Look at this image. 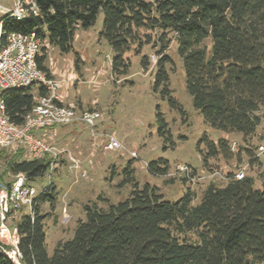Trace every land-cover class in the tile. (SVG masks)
I'll use <instances>...</instances> for the list:
<instances>
[{"label":"trees","instance_id":"1","mask_svg":"<svg viewBox=\"0 0 264 264\" xmlns=\"http://www.w3.org/2000/svg\"><path fill=\"white\" fill-rule=\"evenodd\" d=\"M34 2L38 15L31 12L23 19L9 14L2 17V44L11 33L35 32L42 43L47 41L67 54L74 49L78 31L95 25L103 12L99 37L113 50L111 69L116 79L128 74L131 61L126 53L133 50L141 54L144 46L150 44L156 49L159 45L154 89L172 108L183 112L169 89L167 64L171 59L167 50L175 41L187 89L205 121L226 133L241 134L245 142L256 135L264 108V0ZM208 38L210 46L205 44ZM149 56L142 58L145 69L150 66ZM47 58L46 53L40 54L37 64L52 76ZM78 63L79 56L77 68ZM47 92L46 86L38 84L3 92L6 114L15 124H23L37 97ZM156 122L159 135L169 141L170 129L159 109ZM52 128L35 129L33 133L39 136V132ZM10 149L1 150L0 158ZM14 149L10 158L3 156L6 169L0 173V181L10 182L8 172H22L33 183L49 170L50 157L23 159L26 150ZM198 149L205 164L210 158L233 154L229 139L214 141L207 134L200 139ZM243 149L252 155L253 164L261 160L260 156L264 159V153L252 152L248 146ZM64 159L63 155L59 162ZM166 163L161 159L148 168L155 175H166ZM125 173L126 181L135 187L129 197L107 208L96 203L86 205L87 219L79 222L71 240L57 244L53 255L47 250L44 220L48 214L42 213L41 204L48 201L54 207L58 193L53 183L41 191L33 215L22 212L17 220L23 263L264 264V173L260 186L255 185L253 176L238 180L232 173L224 185L210 182L198 204H194L196 194L191 188L178 201H169L155 185L140 189L131 163ZM0 264L14 263L0 250Z\"/></svg>","mask_w":264,"mask_h":264},{"label":"rangeland","instance_id":"2","mask_svg":"<svg viewBox=\"0 0 264 264\" xmlns=\"http://www.w3.org/2000/svg\"><path fill=\"white\" fill-rule=\"evenodd\" d=\"M16 3L17 0H0L4 8L0 9V19L14 9ZM103 18L104 14L100 12L95 25L78 31L74 49L70 53H61L47 41L42 43L41 55L46 53L48 56L46 64L52 77L60 83L58 90L63 103L83 111L92 109L101 112L95 128L96 135H92L88 125L79 121L57 125L38 133L46 142L67 151L64 153L66 159L57 164L52 174L48 170L43 177L32 183L39 193L53 183L58 193L54 207L48 201L41 204L42 213L48 214L44 227L50 255H53L60 241L71 240L79 222L87 219L86 205L96 203L99 207L107 208L110 203L129 197L135 188L132 182L126 181L125 169L129 163L140 189L146 184L155 185L165 200L178 201L191 188L196 194L194 204L200 202L210 182L218 185L226 183L220 176L211 178L214 170L225 176L246 167L245 176H253L256 186H260L264 173L263 156L257 162L254 159L253 164L252 155L243 149L248 146L252 152L257 151L259 154L260 147H264V108L260 110L262 122L249 142H245L239 133H226L211 127L194 106L175 41L170 43L167 50L171 59L167 64L169 89L183 112L172 108L169 100L154 89L159 45L156 49L150 44L146 45L141 54L133 50L126 53L131 61L128 74L116 79L111 69L113 50L105 39L99 37ZM205 44L210 46L211 40L206 39ZM144 55H150L148 69L142 64ZM3 92L0 88V101ZM158 109L170 129L169 141H165L158 133ZM204 134L214 141L227 138L231 144L236 142L238 149L232 151L229 157L219 155L210 158L205 164L198 149ZM58 136L65 140H58ZM110 136L122 144L120 149L107 148ZM200 148L205 150L204 145ZM134 151L135 156L132 154ZM13 154L14 148L2 155L0 173L6 169L3 156L10 158ZM70 155L77 163L72 164ZM25 157L28 158L27 152L22 158ZM161 159L167 161L168 173L155 175L148 165ZM185 164L195 169L192 181L184 178L178 170L179 166ZM13 175L8 172L6 179L11 180ZM191 237L196 238L194 234Z\"/></svg>","mask_w":264,"mask_h":264},{"label":"built area","instance_id":"3","mask_svg":"<svg viewBox=\"0 0 264 264\" xmlns=\"http://www.w3.org/2000/svg\"><path fill=\"white\" fill-rule=\"evenodd\" d=\"M0 9H4L0 5ZM33 12L39 11L34 0H17L14 9L7 14L17 19H23ZM2 19H0V88L5 92L11 89H24L34 84L47 87V94L37 97V103L27 114L23 124L18 125L10 120L6 114L3 97L0 101V151L6 148L23 147L30 159L50 157L49 171L56 169L60 158L66 150L59 149L45 141L43 137L36 136L33 131L39 128H49L57 125H66L74 122H83L90 127L92 135H96L97 121L101 112L97 110H80L74 105L64 104L59 93L60 83L40 69L37 57L41 54L42 41L35 32L30 34L11 33L6 44L1 43ZM108 149H120L122 144L110 136ZM237 144L232 142L231 150L236 151ZM264 153V147H260ZM67 154V153H66ZM135 156L136 152H132ZM72 164L77 160L70 155ZM180 173L187 180H193L195 169L189 165L178 167ZM246 167H242L233 178L243 179ZM213 176H220L224 180L231 178L214 170ZM39 192L27 181L22 172L14 174L9 183L0 181V250L14 264H24L23 255L19 249V230L17 220L22 211L33 215V206Z\"/></svg>","mask_w":264,"mask_h":264},{"label":"crops","instance_id":"4","mask_svg":"<svg viewBox=\"0 0 264 264\" xmlns=\"http://www.w3.org/2000/svg\"><path fill=\"white\" fill-rule=\"evenodd\" d=\"M50 133H52V132H50ZM53 133H55V132H53ZM52 137H53V139L56 138V136H52ZM65 138H66V137H65ZM58 140H65V139H61L60 136H58ZM62 149H65V148H62ZM68 150H69V149H68Z\"/></svg>","mask_w":264,"mask_h":264}]
</instances>
